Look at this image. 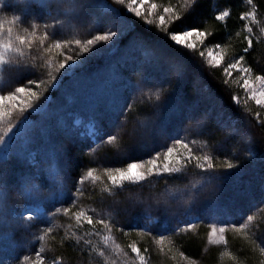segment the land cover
<instances>
[{"label":"snow or ice","instance_id":"snow-or-ice-1","mask_svg":"<svg viewBox=\"0 0 264 264\" xmlns=\"http://www.w3.org/2000/svg\"><path fill=\"white\" fill-rule=\"evenodd\" d=\"M44 7L49 9L47 16L34 17L37 8L34 0H21L19 4H5L0 0V11L12 14L9 20H0V73L5 74L6 80L0 86V159H7L13 152L17 138L28 144L37 131L49 134L48 119H57L63 129L66 139L78 147L85 158L93 146L100 147L107 144L115 148L116 154L126 157L131 147L128 143H121L122 139H130L138 147L151 145L156 138H163L165 143L160 149L155 150L147 160H133L122 167H90L91 164H100V161L88 160L87 171L73 174V163L70 150L65 144L54 146L48 156L53 163L42 177L38 172L21 174L16 184L15 191L9 186V177L5 168L0 167V256L4 252H13L17 264H46V245L54 239L51 235L56 231L51 224L48 213L57 204L69 220V229L75 227L83 231V235L75 232L66 233L68 239L75 238L78 245L87 246L88 250L95 248L93 237L103 236L105 245L113 247L117 255L123 254L119 245L115 244L112 233L119 220H113L98 212L96 208L85 209L81 204L84 188L81 187L88 181H100L103 172L110 184L100 194L99 203L107 204L117 215H127L133 207L143 209L144 215L140 217L142 223L137 225L143 235L152 237L154 224L162 223L164 218L181 215L175 207L180 204L183 215H192V219H184L176 223L172 230L173 235L184 234L196 229L198 216L194 215L197 207L202 203L201 196L206 188H211L209 200L213 210H227L237 199L250 194L251 188L258 182L261 189V203L264 204V169L259 180L244 183L233 176L237 165L231 160L219 166L215 164L214 154L199 155L193 153L190 144L195 141L188 139L192 134L193 124L200 129L202 134L215 138L218 131L228 130L233 116L236 123L231 126L225 140L237 139L243 141L248 134L255 142L247 146L246 150L253 155V159L260 157L264 162V119H260V112L254 114H238L230 111L220 97L217 96L211 84L198 90V100H190L178 94L179 86L189 78V71L193 64L199 68L198 74L203 77L215 79L217 71L223 73L219 80L226 92L229 93L232 106L241 103L240 97L232 95L229 84L234 72L241 74L242 87L246 97L253 100L260 108H264V69L259 75L255 74L253 67L244 63L247 54L253 48L254 26L259 24L256 5L253 0H247L250 10L239 14V19L244 22L246 46L241 54H234L225 59L223 46L220 42L208 46L207 37L212 35L201 27L176 30V25L183 20L190 11L194 10L202 0H179V3L170 2L167 6L160 5L157 11L156 3H146V0H114L108 14L101 18L95 13L94 0H39ZM120 9L130 13L132 21L116 15ZM20 15H16V11ZM230 16L227 10H218L213 14L214 21L226 22ZM167 17V24H166ZM34 19L43 20L42 24L32 22ZM107 19V23L103 21ZM20 22L19 25L17 22ZM137 21L142 24L152 36L137 30ZM92 23L93 27L88 32L91 38L84 40H69L64 38L65 29L76 25ZM255 22V24H254ZM27 24V27L23 25ZM7 25V26H6ZM175 27H172V26ZM127 43H124L127 37ZM154 37L166 38L179 54L165 51L156 42ZM73 44L76 46L73 47ZM33 50H38L33 55ZM139 50L143 58L137 60L132 53ZM67 53L63 60L50 59V54ZM39 53H43L40 55ZM91 53L90 56L83 55ZM119 59L113 60L112 57ZM92 57H106L108 63L103 71L114 76L121 83L120 90L104 97L90 110L91 126L96 129L91 132L88 139L82 140L75 130V125L82 122L77 120L73 124L69 115L58 116L54 109L57 102L49 104L45 93L49 89L63 93L66 83L77 77L89 64ZM221 61H224L223 64ZM26 73H31V78L19 83ZM43 85V90H39ZM158 89L156 100L161 99L163 92H168V99L163 104H157L151 111L154 118L146 122L137 121L136 125L129 128L131 123L130 113L137 105V101L151 100L152 90ZM42 98L44 102H41ZM61 98L58 97L57 101ZM247 103V99L243 101ZM204 103V107H201ZM170 108L172 121L165 122L159 119L161 110ZM144 111V109H141ZM27 113L28 115H25ZM36 113L40 119L33 122L29 119ZM243 120L244 125L239 121ZM108 124L113 125L112 131H101ZM179 126L180 131L171 134L173 126ZM260 130L258 138L257 131ZM181 132L184 133L181 136ZM170 141V143L168 142ZM224 141L220 143L223 144ZM258 147L259 151H256ZM182 149V151H181ZM202 172L204 183L200 188L195 184L185 185L177 192L165 190L162 194H154L147 200L131 201L129 207H122L123 201L117 199L126 190V186L143 187L145 182L150 183L151 178L157 179H182L176 174L188 172L193 164ZM231 191V201H225L223 194ZM95 195V193H93ZM23 200V204L18 203ZM64 205H70L64 207ZM258 207V205H257ZM157 209L161 214L153 218L151 209ZM75 209V211H73ZM55 217V213H52ZM248 220L253 216L246 215ZM218 219V215H215ZM40 224L47 225L40 229ZM87 226L86 228L84 226ZM209 241L213 244H227L226 234L229 229L243 231L246 225L236 223H216L210 225ZM37 229L35 232L33 229ZM121 232L124 228L119 229ZM163 250L165 240L170 239L163 233L152 237ZM36 244L40 247L37 249ZM264 245V239L261 240ZM138 264H148L143 252L136 242L129 245ZM86 249L82 246L81 253ZM171 250V249H169ZM32 251L34 256L20 254ZM264 252V246L260 247ZM100 256H105V251H99ZM183 255V253H181ZM188 264H196L190 257L184 256ZM0 264H4L0 259ZM50 264H64L63 257L53 256ZM115 264V261L113 262Z\"/></svg>","mask_w":264,"mask_h":264},{"label":"trees","instance_id":"trees-1","mask_svg":"<svg viewBox=\"0 0 264 264\" xmlns=\"http://www.w3.org/2000/svg\"><path fill=\"white\" fill-rule=\"evenodd\" d=\"M100 1H104L103 3H105L110 10L111 6L114 4V0H94L96 5L94 11L103 18L108 12L101 8L99 5ZM2 2L6 5H15L21 3V0H2ZM34 2L37 5L33 13L34 17L41 15L47 16L49 14V9L44 7L39 0H34ZM170 2L175 6V4L179 3V0H146V3H156L158 6L157 11H159L160 5L167 6ZM253 3L256 5L260 23L255 24L254 22L255 38L253 41V48L247 54L244 63L253 67L255 74L259 75L261 74L260 69H264V0H253ZM250 7L247 0H202L194 10L190 11L183 20L177 23L176 30L201 27L202 30L212 34L207 37L208 46L211 47L214 43L220 42L224 49L225 59H229L234 54H241L242 49L246 46L244 42L246 30L243 27L244 22L239 19V14L250 10ZM218 10H227L230 12V16L227 18L226 22L214 21L213 14ZM16 15H20L18 10L16 11ZM116 15L127 18L129 22L134 19L131 14L127 13L124 9H120L116 12ZM11 18V13L0 11V20L6 21ZM32 22L42 24L44 21L34 19ZM103 22L107 23V19ZM19 23L18 21L17 24L19 25ZM23 26L27 27V24ZM92 27L93 25L91 22L83 26L76 25L71 29L65 30L64 38L69 40H84L91 38L88 32ZM136 27L138 31L145 32L150 36L153 35V33L147 32L145 27L138 21ZM172 27L175 26L173 25ZM154 38L165 51L174 55L179 54L172 46L171 42L166 38ZM127 39H131V37H127L124 43H127ZM73 47L75 48L76 46L73 44ZM32 54L37 55L38 50H33ZM39 54L43 55V53ZM66 54L67 53L53 51L49 58L61 61ZM83 55L90 56L91 53L82 54V56ZM132 55L135 56L137 60L140 59V56L143 58V53L139 50L134 51ZM112 59L117 60L119 57H112ZM223 62L224 61H221L222 64ZM106 63H108L106 57H92L88 66L77 77L66 83L65 91L62 94L52 89H49L48 92L45 93L49 104L54 105L57 102L54 109L56 115L62 116V111L67 105L86 102L87 100H90V105L96 106L104 97L114 95L120 90V81L103 71ZM198 72V66L193 64L189 71V78L179 86L173 84V88H178V94L190 100H198V90L202 87H206L207 84H211L217 96L222 99L224 105L228 107L230 111L245 116L250 113L254 114L260 112V119H264V108H260L253 100L243 95V91L241 90L242 82L239 81L241 74L238 71L233 73L231 82L228 86L232 95L240 97L241 103L235 106L231 104L229 93L218 83L219 80L223 79L222 72L217 71L215 73V79L207 76L201 77ZM31 75V73H26L19 83H23L24 80L31 78ZM5 80V74L0 73V86L4 84ZM43 87V85H39V90H43ZM158 91V89L152 90V99L150 101L147 99L144 101H137V105L130 113L131 123L128 125L129 128L136 125L137 121L146 122L150 118H154V114L151 111L152 107L157 104H163L168 99V92L172 91V89L163 92L161 99L156 100V93ZM60 96L61 98L57 101ZM245 99H247L246 104L243 102ZM41 102H44L43 98ZM204 106V103H201V107ZM141 109H144V111H141ZM29 119L36 122L40 117L36 113H32ZM159 119L165 122L172 121L173 117L170 115L169 107H165L161 110ZM59 120L60 117L56 120L48 119L47 127L51 129L50 133L45 134L41 131H37L32 138V146L39 149L41 164L46 168L41 174L42 177L46 174L47 169L53 163H56L49 158L48 152L54 146L60 144H65L70 150L73 161V174L75 175L77 172L82 173L87 171L85 165L88 164V160L101 162L100 164L93 163L90 167H122L125 166L127 162H131L135 159H148L155 150L160 149L165 143L163 138L158 137L152 141L151 145L138 147L130 139L125 138L120 142H126L131 146L126 157L117 155L115 148L110 149L109 145L104 144L100 147L94 145L93 148L95 150L90 151L88 157L85 158L84 155L79 152L77 145L71 144L66 139ZM235 123L236 115L233 116V121L230 122L229 129L218 131L215 138H210L208 135L202 134L200 129L193 124L192 134L188 139L195 141V143L189 146L195 154H214L216 156L215 164L218 166L231 160L233 164L237 165V169L233 170L236 172L233 173V176L238 174V177H234V179L239 178L244 183H248L251 180L258 181L261 171L264 169V162L261 161L258 155L253 159V155L246 150L247 146H253L255 143L251 136L246 134L242 142H238L239 138L225 140V137L229 134L228 131H230L231 126H234ZM239 123L240 125L246 126L243 120H240ZM113 127V125L108 124L104 130L112 131ZM179 131L178 125L170 129L171 134H176ZM256 131L258 138L260 130L257 129ZM183 135L184 133L181 132V136ZM221 141H224L223 144L220 143ZM168 142L170 143V141ZM256 151H259L258 147ZM74 154L77 155L74 156ZM0 167L6 169L10 182L9 186L13 191L18 188L16 180L21 174L34 172L27 158L21 153L16 152L15 146L13 152L7 159H0ZM201 172L202 170H200L198 166H195L193 162L188 172L176 174L177 176L183 177L182 179H168L166 182L165 179L152 177L151 182H145L142 188L134 185L126 186V190L123 191L117 199L123 201L122 207H129L131 201L147 200L154 194L164 193L165 190L177 192L179 189L189 184H195L197 188H200L201 184L204 183L203 176L200 174ZM98 174L101 175L100 181H88L85 185L81 186L85 190L80 202L86 210L96 208L97 211L102 212L104 216L113 220H119L112 236L115 244L119 245L120 249L123 250V254L117 255L113 247L104 244L103 236L107 235V233H101V236L93 237L95 248L92 250H88L87 246H84L82 242L78 245L74 237L68 239L66 233L75 232L76 235H83V231H78L75 227L69 229V224L74 225L75 221L69 220L62 211L58 212L57 209L61 208V205L57 204L56 207L52 208L48 213V217L51 218V224L55 226L56 229V231L51 234L54 239L45 246L46 254H48L49 257H63L64 264H113L114 261L115 264H138V261L134 258L135 254L132 253L129 248L131 243L136 242L137 246L142 250L146 248L149 252L154 251V264H179L183 256L198 259L200 264H264V252L260 251V247L264 246L261 244V240L264 239V204H260L261 189L258 182L251 188L249 195L237 199L227 210H213L209 200L211 188H206L201 196L202 203L195 211L203 215L205 220L196 222L197 226L193 231L178 235L172 234L175 239L172 243L168 244L169 247H167L164 255L156 250L147 236H140L137 228L132 225L137 216L145 214L143 209L133 207L127 215H117V212L107 206V204L99 203L100 194L110 184V181L106 179V175L103 172ZM93 193H95V195H93ZM231 198V191L226 190L223 194V199L225 201H231ZM20 202H23V200L18 201V203ZM68 206L70 205H64V207ZM175 207L179 210L181 215L167 217L164 218L163 221L177 222V220L181 218L183 209L180 207V204H176ZM73 211H75V209ZM52 213H55V217H52ZM151 214L156 217L161 215L155 208L151 209ZM215 215H218L219 218H223L228 223L246 225L243 231L235 230L233 232H228L227 240L229 246L226 249L216 246L209 247L207 244L209 232L208 222L213 219ZM246 215L253 216V219L248 220ZM46 226L45 224H41L39 228L43 229ZM84 227L86 228L87 226L85 225ZM121 227L124 228L123 232L119 230ZM36 245L39 246V244ZM82 246L86 249L84 253L80 251ZM101 250L105 251V256L103 257L99 255V251ZM25 253L27 252L22 253L21 256ZM181 253H183V255H181ZM141 254L146 255L143 251Z\"/></svg>","mask_w":264,"mask_h":264},{"label":"rangeland","instance_id":"rangeland-1","mask_svg":"<svg viewBox=\"0 0 264 264\" xmlns=\"http://www.w3.org/2000/svg\"><path fill=\"white\" fill-rule=\"evenodd\" d=\"M103 2L104 1H100L99 5L101 6V8L103 10H105L106 12H109L110 11L109 7ZM239 81H241V75H240ZM241 90L243 91V95H245V97H246L245 89L242 87ZM89 102H90V100H87L86 102L84 101V102L70 104V105L65 106V108L62 111V116L69 115L71 117V120H72L74 125H75V121H77V120L82 122L79 125H75V130L78 132V134L80 135V138L82 140L88 139L90 137L91 132L96 130V129H94L91 126L92 122H91L90 113H89L90 110L93 107H95V106L94 105H90L91 103H89ZM25 115H27V113H25ZM101 131H105V130L102 129ZM32 142H33V139H31V141L28 144H25V142L23 140L17 138L16 144H15L16 152L17 153H21L25 158H27V161L32 165V168H33L34 172H38V173L42 174L43 171L46 168H44L43 164H41L39 149L33 147L32 146ZM0 151H2V150H0ZM132 152H133V149H132ZM75 155H77V154H74V156ZM135 160H147V159H135ZM20 204H23V202H20ZM142 215H144V214H142ZM142 215L137 216L134 219V222H133L132 225L135 228H137L138 224L142 223V221L140 219V217ZM194 215L199 217L198 221L205 220L204 216L201 215V214H198L197 212H194ZM151 216L153 218L156 217L153 214H151ZM184 219H192V215H182L181 218H179L177 220V222L178 221H182ZM198 221H196V222H198ZM177 222H171V221L166 222V221H163L160 224H154L152 237H158L159 234L163 233L164 235H166V236H168L170 238V239H166L165 240V246H164L163 250H161V246L156 243L155 239H153L152 237H147L149 239V241L152 243V245H154V247L156 248V250L158 252H160V253L165 255L167 247H169L168 244H170V243H172V241H174L175 237H173V235H172V230L175 228ZM212 223H216L219 226L221 223H228V222L226 220H224L223 218H219L218 217V219H217V218H215V216H213V219H211L208 222V225H209V227H208L209 228V232H208V236H207V244H208V246L209 247L216 246V247H219V248L226 249L229 246L228 243L226 245L223 244V243L213 244V243H211L209 241V233L211 231L210 225ZM40 225L38 227H40ZM36 230L37 229H33L34 232ZM137 231L139 232L140 236H145V235L142 234V232H141V230L139 228H137ZM231 231L233 232V231H235V229H229L227 231V234H228V232H231ZM227 234H226V238L228 237ZM39 247H40V245L39 246L36 245L37 249ZM148 252L145 253L146 254L145 256H146V258L148 260V264H154L153 255L155 256V253H154V251H151L149 253ZM15 254L16 253H13V252H4L3 255L0 256V259L3 260L4 264H17V262L14 260V255ZM25 254L30 255V256H34V252H32V251H27V253H25ZM46 255H47L46 264H50L52 257H49L48 254H46ZM20 260L21 261L23 260V256H21V254H20ZM191 260L196 261V264H200L198 259L191 258ZM179 264H188V262L184 259V256L182 257V261Z\"/></svg>","mask_w":264,"mask_h":264}]
</instances>
